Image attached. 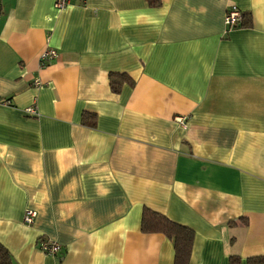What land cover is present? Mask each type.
<instances>
[{
    "label": "crops",
    "instance_id": "0c3cea01",
    "mask_svg": "<svg viewBox=\"0 0 264 264\" xmlns=\"http://www.w3.org/2000/svg\"><path fill=\"white\" fill-rule=\"evenodd\" d=\"M54 1L0 0L12 263L174 264L172 241L140 230L145 207L193 230L189 264L264 257V0ZM230 6L251 24L226 28ZM110 73L133 84L114 93Z\"/></svg>",
    "mask_w": 264,
    "mask_h": 264
},
{
    "label": "trees",
    "instance_id": "16d2710c",
    "mask_svg": "<svg viewBox=\"0 0 264 264\" xmlns=\"http://www.w3.org/2000/svg\"><path fill=\"white\" fill-rule=\"evenodd\" d=\"M159 0H151L150 4L156 5ZM251 24L250 14L241 12L238 21L231 25V28L245 27ZM110 88L114 93L120 91L122 84L132 85V80L123 73H110ZM83 123L88 124L86 118ZM242 223H246L243 220ZM140 230L144 233H162L173 243L174 264H189L194 232L189 227L177 223L167 216L153 211L149 208H143L140 220ZM232 263L237 260L234 256L230 258ZM253 264H264V257L251 258ZM0 264H13L8 250L0 243Z\"/></svg>",
    "mask_w": 264,
    "mask_h": 264
},
{
    "label": "built area",
    "instance_id": "2783aa9c",
    "mask_svg": "<svg viewBox=\"0 0 264 264\" xmlns=\"http://www.w3.org/2000/svg\"><path fill=\"white\" fill-rule=\"evenodd\" d=\"M71 0H55L54 1V6L58 9H64ZM81 2H84L85 0H80ZM240 15V10L236 6H230L226 9L225 14H224V24L226 28L230 29L231 25L235 24ZM58 57V53L55 49L51 47H46L39 55V63L40 66H44L51 62L53 59ZM34 85H40L41 81L39 79H34L33 80ZM4 102H7L4 101ZM26 113L29 115H36V108L35 106H30L29 108L26 109ZM176 121L183 127L186 126V119L184 117H179L176 118ZM36 216V212L32 209H27L24 212L23 216V222L27 225H30L33 223L34 218ZM38 247L39 249L48 255H57L61 252L62 248L61 245L51 239L48 238H40L38 240Z\"/></svg>",
    "mask_w": 264,
    "mask_h": 264
}]
</instances>
